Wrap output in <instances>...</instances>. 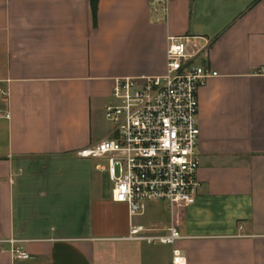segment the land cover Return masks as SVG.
Returning a JSON list of instances; mask_svg holds the SVG:
<instances>
[{
    "label": "crops",
    "instance_id": "crops-1",
    "mask_svg": "<svg viewBox=\"0 0 264 264\" xmlns=\"http://www.w3.org/2000/svg\"><path fill=\"white\" fill-rule=\"evenodd\" d=\"M169 36L218 76L198 92L197 200L148 223L178 226L188 264H264V0H98L96 19L90 0H0V264H171L125 238L147 206L131 219L77 154L110 134L115 78L165 73Z\"/></svg>",
    "mask_w": 264,
    "mask_h": 264
},
{
    "label": "built area",
    "instance_id": "built-area-1",
    "mask_svg": "<svg viewBox=\"0 0 264 264\" xmlns=\"http://www.w3.org/2000/svg\"><path fill=\"white\" fill-rule=\"evenodd\" d=\"M196 54L191 37L169 36L164 74L115 78L112 100L105 107L113 129L77 152L81 157L107 159L101 168L112 181V199L128 205L131 219L143 214L150 201L166 202L176 216L197 200L198 92L218 72L196 64ZM182 237L175 224L161 231L154 223L131 222L125 238L171 245V264H188L176 246ZM8 242L14 258H30L18 240Z\"/></svg>",
    "mask_w": 264,
    "mask_h": 264
},
{
    "label": "rangeland",
    "instance_id": "rangeland-1",
    "mask_svg": "<svg viewBox=\"0 0 264 264\" xmlns=\"http://www.w3.org/2000/svg\"><path fill=\"white\" fill-rule=\"evenodd\" d=\"M111 102V101H110ZM113 129V125L112 123H110L105 115L103 116V118L100 120L99 125H98V134H106L109 133L111 130ZM103 163L105 165H107V159L106 158H97L95 159V163ZM112 181L110 180V177L108 174L105 175V180H104V188L105 190H111L112 189ZM150 205H155V206H159L161 211L165 214L168 215L169 213V209L167 208V204L166 202H148L147 203V213L144 216H137L135 217V222H142L144 224L148 223V220L150 219V215L152 214V210L149 209Z\"/></svg>",
    "mask_w": 264,
    "mask_h": 264
},
{
    "label": "trees",
    "instance_id": "trees-1",
    "mask_svg": "<svg viewBox=\"0 0 264 264\" xmlns=\"http://www.w3.org/2000/svg\"><path fill=\"white\" fill-rule=\"evenodd\" d=\"M90 1H91L92 9H93V12H94V17L96 19V16H97V1L98 0H90Z\"/></svg>",
    "mask_w": 264,
    "mask_h": 264
}]
</instances>
